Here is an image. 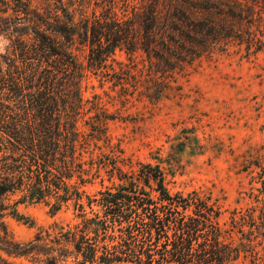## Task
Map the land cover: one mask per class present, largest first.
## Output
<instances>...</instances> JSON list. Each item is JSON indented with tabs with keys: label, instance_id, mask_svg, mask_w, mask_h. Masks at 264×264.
I'll list each match as a JSON object with an SVG mask.
<instances>
[{
	"label": "rangeland",
	"instance_id": "1",
	"mask_svg": "<svg viewBox=\"0 0 264 264\" xmlns=\"http://www.w3.org/2000/svg\"><path fill=\"white\" fill-rule=\"evenodd\" d=\"M5 1L8 5L0 4L2 18H15L17 1ZM21 1L31 15L36 12L44 19L56 15L63 19L68 12L75 23L105 14L112 6L111 0ZM112 1L121 18L132 17L134 9L140 12L148 3ZM172 3L180 5L176 0ZM22 12L21 17L25 16ZM241 13H197L195 19L211 21L217 32L214 38L199 41L204 47L192 44L196 53L188 57L175 50L156 59L142 50L132 53L123 48L116 50L105 67L92 69L88 67L89 45L77 41L72 50L80 72L66 76L56 64L44 63L42 68L51 72L39 71L31 82L23 81L20 96L11 92V77L6 72L8 58H15L12 42L6 33H0V168L14 164L13 159L23 154L12 150L4 132L15 125L26 128L38 123V100L48 104V109L56 107L61 125L74 121L79 133L72 177L64 175V179L78 188L82 199L78 201L74 193L63 202L52 195L32 203L23 201L22 193L11 196L6 201L11 207L7 213L14 208L17 214H8L5 223L16 242L27 244L40 233L54 238L62 230L83 229L86 219H106L104 209L96 203L90 207L89 199H99L100 192L108 188L115 192L122 185L118 172L112 171L114 160L130 174L141 164L151 163L163 169L172 195L196 193L219 207L226 243L240 249L239 258L230 264H264V20L247 14L242 20ZM23 76L14 75L15 79ZM26 86L33 88L27 90ZM53 123L57 125L59 119L54 118ZM64 194L59 192V196ZM108 225L105 234L100 232L93 264H103L104 246L113 252V264H157L158 256L149 263L147 248L130 245L126 223L109 221ZM89 235L95 237L93 232ZM3 258L9 264L46 262L44 256ZM80 261L82 258L72 256L60 264Z\"/></svg>",
	"mask_w": 264,
	"mask_h": 264
},
{
	"label": "trees",
	"instance_id": "2",
	"mask_svg": "<svg viewBox=\"0 0 264 264\" xmlns=\"http://www.w3.org/2000/svg\"><path fill=\"white\" fill-rule=\"evenodd\" d=\"M16 1L15 18H2L0 11V33H6L12 42L15 58H8L6 72L11 77L10 90L17 96L23 93V81L31 82L39 71L51 72L42 68L44 63L56 64L66 76L80 72L82 68L72 50L77 41L90 47L88 67L101 69L117 49L123 48L132 53L142 50L156 59H163L166 53L172 54L175 50L184 57L194 55L196 50L192 44L204 47L205 44L199 41L210 40L216 36L214 31L217 32V26L211 21L195 19L197 13L215 11L234 16L240 10L242 20L245 14L251 19L264 20V0H176L180 5H174L172 0H148L142 11L134 9L132 17L122 18L114 11L115 4L111 0L112 6L105 14L84 18L79 23H75L68 12H64L63 19L57 15L44 19L36 12L31 15L26 3ZM0 4L8 5V2L0 0ZM21 12L25 16L21 17ZM69 71L72 73L68 74ZM15 74L24 76L15 79ZM37 86L41 89L40 83ZM71 87L72 83L68 86L70 91ZM32 88L26 86L27 90ZM76 93L80 104L79 90ZM31 96L36 100L35 94ZM38 102L41 114L36 120L38 123L26 128L15 125L12 131L4 132L12 150L23 154L13 159L14 164L6 163L0 168V264H9L3 255L15 258L44 256L45 264H60L75 256L82 258L78 264H93L99 252L100 232L108 231L109 221L127 224L128 240H132L130 245L147 248L149 263L154 262L156 256L159 257L157 264H230L239 258V247L226 243L220 224L221 210L210 198H202L196 193L187 197L172 195L159 165L141 164L130 174L117 166V160L113 162L112 171L118 172L122 185L115 192L109 188L100 192L99 199H89L90 207L96 203L104 209L106 219H86L83 229L62 230L54 238L49 233L45 236L40 233L27 244L16 242L5 223L8 214H17L14 208L7 213L11 207L6 201L11 196L22 193V200L32 203L52 195H57L63 202L74 193L78 201L82 199L78 188L70 187L64 179V175L72 177L76 159L79 133L75 122L66 121L61 125L56 107L48 109V104ZM75 105L72 101L71 106ZM54 118L59 119L57 125L53 123ZM57 162L61 166H57ZM71 188L75 192L70 191ZM61 190L64 196H59ZM78 206L83 208L80 203ZM89 231L95 234L94 238L90 237ZM103 250L101 263L113 264V252L106 246Z\"/></svg>",
	"mask_w": 264,
	"mask_h": 264
}]
</instances>
